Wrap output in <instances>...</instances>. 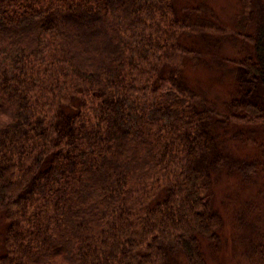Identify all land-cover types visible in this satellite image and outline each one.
<instances>
[{"label":"trees","instance_id":"1","mask_svg":"<svg viewBox=\"0 0 264 264\" xmlns=\"http://www.w3.org/2000/svg\"><path fill=\"white\" fill-rule=\"evenodd\" d=\"M243 1L229 108L259 123L264 0ZM175 2L0 0V264H206L228 163L181 76L202 26Z\"/></svg>","mask_w":264,"mask_h":264},{"label":"rangeland","instance_id":"2","mask_svg":"<svg viewBox=\"0 0 264 264\" xmlns=\"http://www.w3.org/2000/svg\"><path fill=\"white\" fill-rule=\"evenodd\" d=\"M175 4L178 17L193 16L187 19L202 26L195 36L186 33L188 40L182 39L200 52L179 59L181 76L228 129L224 133L213 117L224 153L219 161L228 164L211 187L212 204L221 217L219 239L213 246L204 242L203 256L206 264H264V121L231 118L235 111L229 108L235 91L232 60L251 50L242 35L253 29V18L247 16L249 7L243 0H176Z\"/></svg>","mask_w":264,"mask_h":264}]
</instances>
